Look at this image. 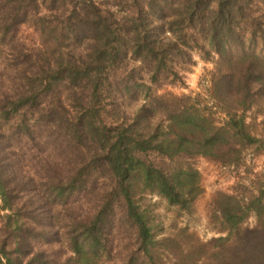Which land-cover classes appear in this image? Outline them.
Here are the masks:
<instances>
[{
    "label": "trees",
    "instance_id": "1",
    "mask_svg": "<svg viewBox=\"0 0 264 264\" xmlns=\"http://www.w3.org/2000/svg\"><path fill=\"white\" fill-rule=\"evenodd\" d=\"M27 22L38 45L18 38ZM194 53L209 86L156 93ZM250 147L264 148V0H0V264H264V175L214 193L223 235L206 241L157 238L138 201L190 211L193 159L239 164Z\"/></svg>",
    "mask_w": 264,
    "mask_h": 264
},
{
    "label": "rangeland",
    "instance_id": "2",
    "mask_svg": "<svg viewBox=\"0 0 264 264\" xmlns=\"http://www.w3.org/2000/svg\"><path fill=\"white\" fill-rule=\"evenodd\" d=\"M18 38L28 46L39 44V33L31 22L19 27ZM194 60L195 64L189 69H180L181 81L162 78L153 85L154 91L159 94L203 92L209 86L208 71L212 68V63L201 60L195 53ZM193 164L201 174L202 193L190 211L169 206L163 198L152 194L143 195L138 200L142 208L149 211L157 238L171 235L180 227H186L203 241L223 235L209 222L207 205L217 191L238 192L243 185L253 190L256 179L264 175V148L245 149L239 164L222 165L200 156L193 159ZM255 222L256 218L251 214L241 227L250 228Z\"/></svg>",
    "mask_w": 264,
    "mask_h": 264
}]
</instances>
